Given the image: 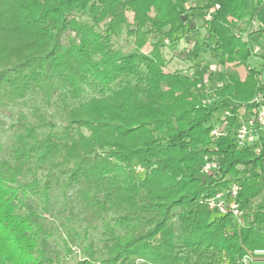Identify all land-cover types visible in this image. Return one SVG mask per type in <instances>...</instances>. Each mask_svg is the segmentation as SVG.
Returning a JSON list of instances; mask_svg holds the SVG:
<instances>
[{
  "label": "trees",
  "instance_id": "obj_1",
  "mask_svg": "<svg viewBox=\"0 0 264 264\" xmlns=\"http://www.w3.org/2000/svg\"><path fill=\"white\" fill-rule=\"evenodd\" d=\"M190 1L0 0V111L20 110L9 157L0 161V264H73L68 243L64 250L48 247L52 231L45 212L56 186H76L85 219L102 221L106 236L97 252L84 248L86 257L74 264L134 258L221 264L224 254L239 264L249 251L264 254L262 202L254 222L241 227L205 203L233 181L240 182L241 200L250 208L262 192L260 173L243 178L239 167L264 171V138L256 154L239 147L234 135L239 110L255 106L252 100L264 91L258 71L249 67L243 79L237 71L219 72V86L208 92L198 74L166 70L160 42L143 51L166 28L187 34L193 10L219 5L208 21L214 58L222 66L248 63L254 49L237 29L253 18L249 0L187 7ZM108 18L107 29L99 30ZM68 30L75 36L64 44ZM123 35L134 39L131 50L115 44ZM201 49L197 41L196 59ZM88 86L99 95L83 99ZM60 87L72 102L63 124L48 120L38 105L31 116L23 111L29 94L50 105ZM226 111L234 118L226 134L214 137ZM206 156L219 165L209 176L202 170ZM139 166L143 172L135 171ZM30 198L42 199L41 211L29 206Z\"/></svg>",
  "mask_w": 264,
  "mask_h": 264
},
{
  "label": "rangeland",
  "instance_id": "obj_2",
  "mask_svg": "<svg viewBox=\"0 0 264 264\" xmlns=\"http://www.w3.org/2000/svg\"><path fill=\"white\" fill-rule=\"evenodd\" d=\"M193 2L199 6L203 1L194 0ZM249 10L253 12V18L251 20L239 22L237 29V34L241 35L243 39L248 40L256 51L255 54L249 57L248 63L245 65L237 66L233 63H229L226 66H222L218 60L214 58L212 48L214 40L213 38H209V27L206 25L208 21L206 20L205 12L198 14L194 13L195 17H199V20L204 22V24L199 26V28L203 27L201 38L191 37V40L188 41L186 39L190 36H183L181 32L172 34L169 32V28H166L162 33L152 37L150 42L143 48V51L150 53L153 49V44L155 42H160L163 45V51L166 57V70L172 72L180 70L188 75L198 74L208 92H213L215 88L219 86V81L217 79L219 72L237 71L243 79L249 67H251L258 72H262V76H264V3L260 5L256 0H249ZM127 15L129 20L133 21L134 13L128 11ZM81 16L83 19H90L87 14ZM108 24L109 18L104 20L98 26V29L105 31ZM69 35L75 36V32L71 30L67 31L63 38L64 44L68 43ZM133 41V38H129L126 35H123L120 39H114L115 44L119 45L124 50H131L133 48ZM193 41L202 43V49L198 59L195 58V52L193 51ZM186 42H188L189 45H184ZM200 54H205V56L200 59ZM94 95H99L98 90L93 86H88L83 95V99H88ZM25 102L26 105L23 111L29 116L32 115L34 106L38 105L41 107L42 112L45 113L48 120L57 122L58 124L64 123V109L66 106L72 104L71 101L65 99V92L61 87L54 95L50 105H45L39 94H29ZM243 109L244 107L241 109L242 112ZM19 112V107L15 106H9L0 111V161L9 157L15 139L14 124L16 123ZM218 125H221V123ZM41 132L43 136H46L48 129H42ZM135 171L141 172L142 170H139L137 167ZM76 189V186L68 190L56 186L51 191L50 211L45 212L52 231V237L48 242L50 252L64 250L66 248V243H68L72 251H70L66 257L73 264L86 257V250H84V248L91 247V251L97 252V250L103 246L106 237L103 233L102 221L89 222L85 219V214L81 211L76 198ZM146 190L147 188H144L142 193H145ZM262 197L264 198V191L262 196L255 199V204H252V206L255 207V211ZM29 206L41 211L45 203L40 198H30ZM95 255H98V253H95ZM125 264L146 263L138 258H134Z\"/></svg>",
  "mask_w": 264,
  "mask_h": 264
},
{
  "label": "built area",
  "instance_id": "obj_3",
  "mask_svg": "<svg viewBox=\"0 0 264 264\" xmlns=\"http://www.w3.org/2000/svg\"><path fill=\"white\" fill-rule=\"evenodd\" d=\"M219 5L208 9L205 12L206 20L209 21ZM256 53L255 50H253ZM264 60V59H263ZM259 84L264 87V76L262 72L257 73ZM256 105L251 108L244 107L243 112L239 110L238 115L235 118L234 135L239 147H251L256 154H260L262 150V138H264V91L258 92L252 100ZM234 115L229 111H226L222 116L221 125H217L212 130L214 137H219L226 134V126L231 124ZM219 168L217 160L211 156L205 157V164L203 166V173L206 176L212 174L216 169ZM242 171L241 177H247L259 174V184L263 186L262 193L264 191V171H253L245 166L239 167ZM139 170H143L142 167H138ZM241 184L239 181H233L228 186L223 187L214 196L206 198L205 203L209 208L217 214H230L238 227L246 226L255 220V207L244 204L240 197ZM264 198L260 199V202L264 204ZM255 204V200L253 205ZM256 227L259 226L255 223ZM261 235L264 241V227H261ZM221 264H230V260L226 254L222 256ZM239 264H264V254L254 250L244 254Z\"/></svg>",
  "mask_w": 264,
  "mask_h": 264
},
{
  "label": "crops",
  "instance_id": "obj_4",
  "mask_svg": "<svg viewBox=\"0 0 264 264\" xmlns=\"http://www.w3.org/2000/svg\"><path fill=\"white\" fill-rule=\"evenodd\" d=\"M194 0H191L188 4H187V7H190V6H192V7H200V6H203L204 4H205V0H201V1H203L202 3H200V5L198 6V4H196V3H194L193 2ZM200 12H202V10H193L192 11V16H191V20L189 21V23H188V26L191 28V30L187 33V34H185V35H187V36H190V37H188L186 40H188V41H190L191 40V37H193V38H198V37H200L201 38V33H202V30H203V27H201V28H199V26L201 25V24H204V22H201L200 20H199V17H195V15H194V13L195 14H198V13H200ZM207 26H208V24H206ZM178 33V32H177ZM181 35H182V33H181ZM185 35H183V36H185ZM197 41H193V45L196 43ZM184 43V42H183ZM190 43V42H189ZM184 45H189L188 44V42H186ZM206 54V53H205ZM205 54L203 55H201L200 56V59H202L203 58V56H205ZM207 57V56H206ZM206 57H205V59H206ZM196 74V73H195Z\"/></svg>",
  "mask_w": 264,
  "mask_h": 264
}]
</instances>
